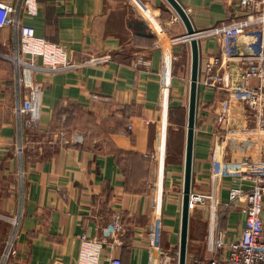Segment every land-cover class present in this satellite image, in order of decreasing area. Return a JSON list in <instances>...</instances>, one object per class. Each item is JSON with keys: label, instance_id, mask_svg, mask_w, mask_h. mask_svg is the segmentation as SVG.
<instances>
[{"label": "crops", "instance_id": "0c3cea01", "mask_svg": "<svg viewBox=\"0 0 264 264\" xmlns=\"http://www.w3.org/2000/svg\"><path fill=\"white\" fill-rule=\"evenodd\" d=\"M178 1L198 31L225 21L218 0ZM38 2L37 15H23L38 37L66 46L71 62L109 59L36 75L37 119L29 126L31 113L18 112L25 90L4 57L15 46L13 30L0 29V259L12 234L18 254L10 264H76L82 234L105 238L103 264L109 255L149 264L152 246L179 256L186 147L182 159H172L168 140L174 111L189 106L192 46L183 39L184 22L167 0ZM199 46L201 66L221 47L215 37ZM169 54L171 82L163 87ZM197 97L192 192L211 194L218 169L215 193L226 203L231 187H251L238 177L248 167L246 147L227 146L215 125L224 94L200 85ZM115 215L127 228L119 245L108 234ZM190 215L188 262L210 255L209 208L196 206ZM219 225L235 238L245 214L231 207Z\"/></svg>", "mask_w": 264, "mask_h": 264}, {"label": "built area", "instance_id": "2783aa9c", "mask_svg": "<svg viewBox=\"0 0 264 264\" xmlns=\"http://www.w3.org/2000/svg\"><path fill=\"white\" fill-rule=\"evenodd\" d=\"M225 8L223 24L196 30L195 37L201 40L215 37L219 39L220 51L206 57L200 64L199 86L217 89L225 98L216 107L215 125L222 131L221 139L233 149L240 145L246 147L244 161L248 167L239 169V180L251 187L233 186L226 203L216 197V189L222 175L214 170L213 190L209 195L191 192V209L208 206L210 234L207 238L209 257L206 259H187L186 264H264V0H218ZM38 0H0V29L13 30L15 49L4 55L15 68V82L24 92V105L19 99L20 115L31 113L27 120L29 126L35 125L36 88L34 78L40 73L48 75L74 70L84 65L101 64L109 59L96 57L71 62L66 46L50 43L37 36L30 25L24 23L23 15L38 14ZM161 34L163 30L159 29ZM189 41L188 36L183 37ZM175 40H172V45ZM170 60V67H168ZM173 56L165 55L161 81L167 87L171 80ZM237 65V69L233 66ZM169 69V75H168ZM257 81V84H255ZM28 91V92H27ZM129 126V129H132ZM21 151L23 150L20 147ZM239 206L245 214V226L240 235L228 239L229 232L221 229L219 221L231 207ZM18 222L15 224L17 225ZM109 237L116 244H122L120 236L127 228L120 215H115L109 225ZM106 229L104 230L105 234ZM16 236L5 244L0 264H10L17 256ZM105 238L81 236V247L76 264H103L102 255ZM149 264H178L179 256L152 246ZM52 264H68L56 260ZM106 264H123L120 257L106 256Z\"/></svg>", "mask_w": 264, "mask_h": 264}, {"label": "water", "instance_id": "95a60500", "mask_svg": "<svg viewBox=\"0 0 264 264\" xmlns=\"http://www.w3.org/2000/svg\"><path fill=\"white\" fill-rule=\"evenodd\" d=\"M169 4L179 14L180 18L188 30L187 36L190 39L192 46V69L190 76V91H189V106H188V121H187V137H186V154H185V172H184V188H183V203H182V222H181V239L178 264H186L188 256V240H189V225L191 219V192H192V174H193V159H194V138L197 119V104L199 90V71H200V46L195 37L196 29H194L191 19L187 11L182 7L178 0H167Z\"/></svg>", "mask_w": 264, "mask_h": 264}, {"label": "rangeland", "instance_id": "374dc122", "mask_svg": "<svg viewBox=\"0 0 264 264\" xmlns=\"http://www.w3.org/2000/svg\"><path fill=\"white\" fill-rule=\"evenodd\" d=\"M12 50L15 49V46L11 45ZM13 52V51H12ZM11 53V52H10ZM188 101L185 103L182 109L174 111L175 119L172 122V126L169 128V148L172 150V159H177V157L182 159V153L185 151L186 136H187V121H188ZM181 156H178L180 154ZM171 159V160H172ZM196 209V205L193 207V210Z\"/></svg>", "mask_w": 264, "mask_h": 264}, {"label": "bare ground", "instance_id": "6f19581e", "mask_svg": "<svg viewBox=\"0 0 264 264\" xmlns=\"http://www.w3.org/2000/svg\"><path fill=\"white\" fill-rule=\"evenodd\" d=\"M167 64H168V67H170V60H168ZM168 75H169V73H168ZM167 78H168V77H167Z\"/></svg>", "mask_w": 264, "mask_h": 264}]
</instances>
